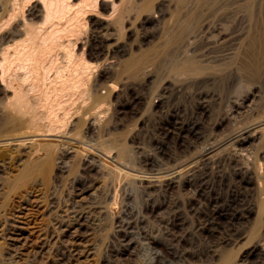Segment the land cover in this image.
I'll return each mask as SVG.
<instances>
[{
    "label": "rangeland",
    "instance_id": "obj_1",
    "mask_svg": "<svg viewBox=\"0 0 264 264\" xmlns=\"http://www.w3.org/2000/svg\"><path fill=\"white\" fill-rule=\"evenodd\" d=\"M128 1L121 27L108 17L111 0H98L85 17L75 51L87 56L94 43L108 45L68 128L0 135V264H264V188L255 177L264 169V47L256 63L248 56L259 28L264 32V0H219L220 10L211 8L216 17L214 4L206 14L203 8V22L190 0L182 10L192 19L197 10L196 27L187 12L181 25L174 21L180 0H157L148 19L133 9L143 0ZM184 20L191 33L170 46ZM92 26L101 36L94 38ZM131 60L142 70L127 72ZM1 88L0 103L7 94ZM249 132L243 147L231 140ZM54 142L64 146H38ZM39 149L55 154L48 183L11 191Z\"/></svg>",
    "mask_w": 264,
    "mask_h": 264
},
{
    "label": "bare ground",
    "instance_id": "obj_2",
    "mask_svg": "<svg viewBox=\"0 0 264 264\" xmlns=\"http://www.w3.org/2000/svg\"><path fill=\"white\" fill-rule=\"evenodd\" d=\"M143 1H144V4L142 5ZM143 1L141 3V10H139V8H140L139 6L136 7V8H138L137 11H136V8H133V6H131V9L129 7V10H130L129 13L132 12L133 9H135L134 11L140 15H142V13H144L145 11L146 12L150 11L152 13L153 12V11H151L152 7H154L157 0H143ZM174 1L178 2L179 0L178 1L174 0ZM191 1L193 2V6L196 5L197 10L200 11L198 13V15L201 12H203V8L205 11L204 14H206V12H207L206 10L208 9L207 7H210L214 3L216 4V2H219V0H217V1L216 0H191ZM226 1H230V0H226ZM231 1L232 2H229L230 4L234 2L233 0H231ZM129 2L130 1H128V0H119V4H117L116 1L114 2V0H111L110 4L108 3L107 8H109V11H110V14L108 15V17L109 16L114 17L117 25L119 24L120 27L123 23L122 20H124L123 14L126 15V13H128L127 7L130 4ZM188 2H190V0H180L179 3H176L177 5H179V8H178L179 10H176V7H175L176 11L173 10L172 13L176 12L177 15H175V14H172V15L174 17L176 16L175 17L176 19L174 18V21L176 20L175 22H177V24L181 25V23H183L182 22L183 20L180 21V18L183 19L184 16H185V18L186 17H188L189 19L191 18L190 17L191 12L188 11L189 14L187 12V10H189V8H187L186 11L182 10V9H185L186 6L192 4V2L190 4H188ZM220 2H221V0H220ZM222 2H225V1H222ZM31 4H34V5H32L30 7ZM156 4H158V3H156ZM215 4L212 7H210V9L213 8L214 11L218 12L217 10H220V9L218 7H215V6H218V4H220V3H218L217 5H215ZM222 4H223L222 7L220 5L221 8L224 7V3H222ZM235 4H237V2ZM103 5H104V3H103ZM106 5L107 4L105 3V6ZM97 6H98V0H73V1L72 0H0V12H1L0 13V83L2 84L1 86H3V88H1V87L0 88H1V90L3 89L5 93H7L5 96H3L4 98L0 103V135L6 136L5 138H7V137H15L16 135H19V134L21 135V133H23V132H24V134H27V135L36 134V133L37 134L41 133V134L46 135V133H53L55 131L57 132V130H61V129H63V131H65L64 129L67 127V124H68L71 116H73V112H71L72 107H74L75 103H77L78 100H80V102H81L82 99L86 98L88 90L85 87H86L87 83L90 81V76H92V71L95 70V68L97 67V62L99 61V59H101L102 55L104 54V53L103 54H101V53L104 52V48L107 47V45H108V43H106V42L105 43L103 42V44L101 46H100V44L97 45L94 43V45L88 51L89 53L87 54V56L82 52L78 53L75 51V49L77 47L76 46V43H77L76 38H78L82 34V32H84V30H85L84 29V27L86 25L85 24L86 22H84L85 17H87L88 14L96 12ZM193 6L191 5L190 8L196 10L195 7H193ZM122 7H123V10L121 9ZM155 7H156V5H155ZM205 7L207 8L206 10H205ZM153 9H155V8H153ZM210 9H209L208 13L210 12ZM213 9H211V13H212ZM156 10H158V8H156ZM197 10H196V12L194 11L195 14L197 13ZM140 11H143V12H140ZM26 12H27V15L25 16ZM146 12L144 13V15L146 14ZM150 12H149V14H150ZM159 12H161V10ZM183 12L184 13L187 12V13H185L183 16V15H181V13L183 14ZM194 12L192 13L193 14L192 16L194 18H196L198 15L196 14V16H194ZM231 12H233V11H231ZM211 13H210L211 17L212 16L216 17V15H213L214 12L212 14ZM187 14L190 16H187ZM202 15L203 14L199 15V18H201ZM208 15L206 16L207 19H208ZM223 15H225V14H223ZM145 16L149 17V15H145ZM148 17H147V19H148ZM221 17L226 18V16H222V15H221ZM136 18L137 17H135V19ZM188 18H186V19H188ZM222 18H220V19L222 20ZM224 18H223V20H224ZM201 19L200 20L196 19V21L199 20V21L203 22L204 20H206L205 18H204V20L203 19L201 20ZM172 20H173V18H172ZM188 20H186V21L184 20V22H187V23L185 24V27H184V24H182L183 28L179 25H176L177 28L174 26L175 27L174 31H173L174 27L173 28L172 27L167 28L169 30L172 28V31H173L172 33H174L176 29H178V28L180 29V27L182 30L181 33H180L179 29L177 30L178 31L177 36H174V34H173L172 37L173 38L175 37V38L174 39L172 38L173 40L171 39L172 41L168 43L170 46H171L172 42H174L173 45H175L176 42L179 41L178 39L183 38V36L185 38V36L187 37V35H189L191 33V32H186L187 31L186 28L189 27L191 22H193L192 24H194V23H196V21L195 20H193V21L189 20V23H190L189 24ZM262 20H264V19H262ZM174 21H172V23ZM178 21H180V22L178 23ZM199 21H198V24H199ZM258 23H260V22H258ZM17 24H19V25L16 26ZM175 24L176 23H174V25ZM196 24H194V27L198 26ZM171 26H172V24H171ZM92 28H93L92 29V35L94 36V38H98V36H101V32L97 29V27L95 28L94 26H92ZM263 29L264 28H262V30ZM252 30H253V28H252ZM192 31H194V29H192ZM260 32H261V30L259 28V32L256 33L259 36L255 37L256 41H255V39H253L252 44L250 46H248L250 48V50H249L250 55H248V56H251V54L253 55V56H251L252 57V59H251L252 64L257 62L256 57H258V55L255 54L256 49L258 47H264L263 46L264 41H262V39L264 38V32L263 33H260ZM166 33H168V32H166ZM178 34H181V35L183 34V36L181 37V35H178ZM256 34H254V35H256ZM251 38H252V36H251ZM182 40L183 39H181L179 42H182ZM179 42L177 43L178 45H179ZM166 43H167V41H166ZM162 45L164 46V44H162ZM263 49L261 48L260 50H263ZM160 51L162 52V49ZM116 52H117L116 54L122 55L124 51L122 52L118 48V50H116ZM158 54L159 53H157V55ZM160 54H159V56H160ZM254 54L257 56L255 57ZM248 56H245V57L248 58ZM136 58H137V56H136ZM138 58H139V56H138ZM141 60L143 61L142 58H141ZM240 61H242V60L240 59ZM249 61H250V58H249ZM140 62L137 60L136 61L131 60L125 66L126 71L130 72V73L135 72V70L138 68V65H140L139 64ZM260 63H263V62L260 61ZM257 64L259 66V63H257ZM189 66L190 65H188V67ZM244 66H246V65H244ZM254 66H255V64H254ZM140 67L142 68L141 65H140ZM188 67L186 68V66H185V68L187 70L189 69ZM253 68L254 67H252V69ZM242 71H244V70H242ZM174 72H176V71L174 70ZM192 72H193V70H192ZM261 73H262V71H261ZM192 75H195V73ZM261 77H263V76H261ZM205 80H206V78H205ZM209 83H211V82H209ZM257 83H259V82H257ZM262 87H264V86H262ZM3 90H2V92H3ZM98 103H99L98 100H94L95 105ZM78 104H79V102H78ZM102 104H104V103H102ZM80 106L81 105H79V109H80ZM96 107H97V105H96ZM73 109H74V114L76 112H78V109H75V108H73ZM259 113H261V112L259 111ZM258 117L260 118V116H258ZM255 118H257V117H255ZM262 127H264V126H262ZM74 128H75V133H74L75 136H77L78 133H81L80 132L81 128L79 125H76V127H74ZM262 129H264V128H262ZM251 131L254 132V130H251ZM41 134H39V135L41 136ZM22 135H21V137H22ZM24 136L25 135H23V137ZM18 137H20V136H18ZM27 137H29V136H27ZM37 137H39V136L37 135ZM234 138L235 139H231V140H233V141L235 140L238 147H243L244 145L248 144V142L252 139V135H251V132H249V133L245 134L244 136H241V137H235L234 136ZM15 139H16V137H15ZM235 141H234V143H235ZM118 142H120V141H118ZM28 143H30V141H28ZM33 143H38V142L34 141ZM54 143H56V142H54ZM32 144H29V145H32ZM39 144H41V143H39ZM15 145L16 144H14V146ZM17 145H16V147L19 146V145L18 146ZM225 145L227 146V144H225ZM7 146H8V143H7ZM12 146H13V144H12ZM38 146H39V148L40 147H53V149H54L55 147H61L64 145L61 144V142H57L56 145L48 143L47 145H38ZM114 146H115V144H114ZM117 147H118V145H117ZM117 147H115V148H117ZM110 148H108V149H110ZM115 148H112V150L113 149L115 150ZM104 150H106V148H104ZM107 150H106V152H107ZM118 150H119V148H118ZM123 150L124 149H122L121 151L118 152V154H117L118 158L122 157ZM203 152H205V151H203ZM53 153H54L53 151L50 152V151L39 149L35 153H33V155L29 156L30 157L29 161L32 160V162L28 163L27 165L24 166L27 169H24L23 173L20 176H18L17 179L14 180L12 184L9 185V189L11 191L17 190L20 188V186L28 184V183H33L35 180H41L40 182L44 185L46 182L45 177L48 174L47 171L50 170L51 166L55 162V156H54L55 154H53ZM218 153H216V154H218ZM208 155H212V154H208ZM9 157H11V156H9ZM206 157L207 156L205 155L204 158H206ZM204 158H202V159H204ZM0 160H2V159H0ZM198 162H196V163H198ZM259 167H260V165H259ZM72 169H73V167H72ZM106 169H108V168H106ZM109 169H111L110 172L113 175H115L116 177L117 176L118 177H124V175H121L120 173H118V169L111 168V167ZM260 170H261L260 168L259 169L257 168V171L255 169V171L257 172L256 173L257 176H255L256 182H257L256 185L259 186L260 188H264V178H263L264 176H260V173H261ZM263 170H261V171L263 172ZM249 177H251V176H249ZM12 178H13V176H12ZM46 183H48V181ZM17 184H18V186H17ZM31 186L29 185V187H31ZM26 190H28V189H26ZM46 192H47V190H46ZM263 192H264V190H263ZM12 195H15V194L13 193Z\"/></svg>",
    "mask_w": 264,
    "mask_h": 264
}]
</instances>
